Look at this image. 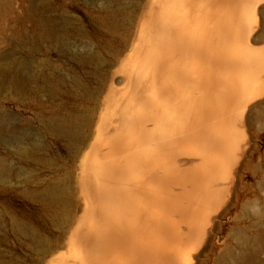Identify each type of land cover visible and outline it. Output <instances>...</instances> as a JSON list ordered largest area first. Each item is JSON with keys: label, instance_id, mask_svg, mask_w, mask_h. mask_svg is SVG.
<instances>
[{"label": "bare ground", "instance_id": "1", "mask_svg": "<svg viewBox=\"0 0 264 264\" xmlns=\"http://www.w3.org/2000/svg\"><path fill=\"white\" fill-rule=\"evenodd\" d=\"M128 1L33 9L0 56V264H200L245 197L264 0Z\"/></svg>", "mask_w": 264, "mask_h": 264}, {"label": "rangeland", "instance_id": "2", "mask_svg": "<svg viewBox=\"0 0 264 264\" xmlns=\"http://www.w3.org/2000/svg\"><path fill=\"white\" fill-rule=\"evenodd\" d=\"M123 1L129 6L128 0ZM139 1L140 5L146 6L147 0ZM75 3L81 8L85 7L81 1ZM58 4H61V0H0V56L7 58L13 51L11 41L15 35L27 31L33 9H42L44 5L56 8ZM70 4L67 2V5ZM74 16L83 19L81 13ZM88 41L96 45L93 39ZM99 49L93 46L95 52H100ZM117 87L118 90L122 89L120 85ZM253 120L255 158L248 171L249 178L244 180L249 188L243 200L219 219L222 229L214 237V249L207 261L203 258L199 260L200 264H264V108L255 110ZM61 154L64 155V151ZM7 200L0 196V203L6 202L10 206Z\"/></svg>", "mask_w": 264, "mask_h": 264}]
</instances>
